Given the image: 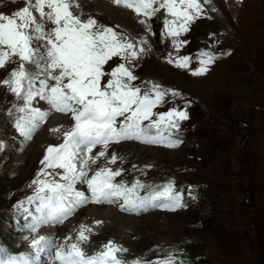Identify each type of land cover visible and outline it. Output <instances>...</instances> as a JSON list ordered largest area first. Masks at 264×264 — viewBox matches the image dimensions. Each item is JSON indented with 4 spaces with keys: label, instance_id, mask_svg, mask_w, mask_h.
<instances>
[{
    "label": "rangeland",
    "instance_id": "374dc122",
    "mask_svg": "<svg viewBox=\"0 0 264 264\" xmlns=\"http://www.w3.org/2000/svg\"><path fill=\"white\" fill-rule=\"evenodd\" d=\"M78 3L85 16L99 24L136 41L147 40L146 52L135 62L139 79L134 83L153 82L181 94L165 97L155 111L188 105L189 119L171 137L181 142L177 147L128 140L108 148L109 154L122 157L111 165L124 170L117 180L131 185L138 179L152 187L172 182L174 191L182 194L183 207L149 208L136 214L121 211L116 204L89 203L62 224L42 226L38 235L63 242L69 235L75 238L80 224H87L94 228L85 245L89 252L112 240L128 250L123 254L128 260L155 261L172 255L181 264H264V0H208L201 18L180 37L187 44L179 52L171 38H162L163 12L148 21L152 28L148 32L139 23L143 17L112 0H106V6L99 0ZM23 6L24 0H0V12L5 14ZM202 50L218 57L204 75L167 62L169 53L191 56L190 69L196 70ZM118 62L114 58L110 63ZM14 66L0 69V79ZM21 104L0 86V248L12 253L32 251L25 239L31 235V219L17 205L23 201L24 208L35 209V204L27 203L35 194L32 181L43 167L46 148L62 142L50 129L71 125L68 116L53 112L26 140L15 126L23 115L18 111ZM33 107L48 109L39 99ZM76 187L87 194L86 185ZM97 220L103 221L98 227Z\"/></svg>",
    "mask_w": 264,
    "mask_h": 264
},
{
    "label": "snow or ice",
    "instance_id": "6c2138e0",
    "mask_svg": "<svg viewBox=\"0 0 264 264\" xmlns=\"http://www.w3.org/2000/svg\"><path fill=\"white\" fill-rule=\"evenodd\" d=\"M112 2L143 17L139 23L148 32L152 31L148 21L163 12L162 38H171L179 52L187 44L180 37L201 18L208 0ZM80 9L78 0H24V6L11 14L0 12V69L15 65L0 79V86L22 102L18 111L23 115L17 118L16 128L31 140L53 112L71 120L67 128L50 129L62 142L46 148L43 167L32 181L35 194L27 203L35 204L34 211L24 208L23 201L17 205L32 217L28 224L32 233L44 225L64 223L89 203L116 204L121 211L136 214L149 208L183 207L182 194L174 191L172 182L152 187L138 179L131 185L117 180L124 170L111 165L122 157L109 154L108 148L128 140L177 147L181 142L171 137L180 123L189 119L188 105L155 111L165 97L181 94L153 82L134 83L139 79L134 74L135 62L146 52L147 40L136 41L127 33L99 24ZM114 58L119 60L115 66L110 63ZM197 59L200 67L196 70L190 69L191 56L169 53L167 62L200 76L218 57L202 50ZM37 99L45 101L48 109L33 107ZM77 184L86 185L87 194L78 190ZM146 188L151 190L141 195ZM94 223L98 227L103 221ZM93 233V226L80 224L75 238L69 235L63 242L44 235L25 237L32 251L13 255L0 248V264H181L172 255L155 261L128 260L123 255L128 250L112 240L89 252L85 245Z\"/></svg>",
    "mask_w": 264,
    "mask_h": 264
},
{
    "label": "bare ground",
    "instance_id": "6f19581e",
    "mask_svg": "<svg viewBox=\"0 0 264 264\" xmlns=\"http://www.w3.org/2000/svg\"><path fill=\"white\" fill-rule=\"evenodd\" d=\"M100 1V3L99 4H101L102 5V3L103 4H105V6H106V0H99ZM102 6H104V5H102ZM58 118H60V117H58ZM53 119H55V118H53ZM64 119V118H63ZM53 121V120H52ZM38 137V136H37ZM33 151V155H35L36 153H37V150H35V149H33L32 150ZM28 154V153H27ZM32 154V153H31ZM22 179V178H21ZM26 179V178H25ZM21 183V182H20ZM99 209V208H98ZM55 232V231H54Z\"/></svg>",
    "mask_w": 264,
    "mask_h": 264
},
{
    "label": "trees",
    "instance_id": "16d2710c",
    "mask_svg": "<svg viewBox=\"0 0 264 264\" xmlns=\"http://www.w3.org/2000/svg\"><path fill=\"white\" fill-rule=\"evenodd\" d=\"M198 263V261L196 262V264Z\"/></svg>",
    "mask_w": 264,
    "mask_h": 264
}]
</instances>
